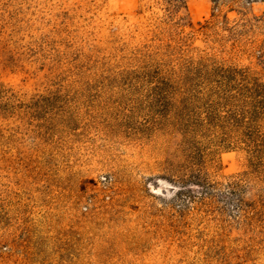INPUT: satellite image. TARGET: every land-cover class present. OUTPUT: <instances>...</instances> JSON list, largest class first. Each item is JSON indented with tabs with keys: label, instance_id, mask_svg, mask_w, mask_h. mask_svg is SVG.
<instances>
[{
	"label": "rangeland",
	"instance_id": "obj_1",
	"mask_svg": "<svg viewBox=\"0 0 264 264\" xmlns=\"http://www.w3.org/2000/svg\"><path fill=\"white\" fill-rule=\"evenodd\" d=\"M253 82L264 0H0V264H264Z\"/></svg>",
	"mask_w": 264,
	"mask_h": 264
},
{
	"label": "trees",
	"instance_id": "obj_2",
	"mask_svg": "<svg viewBox=\"0 0 264 264\" xmlns=\"http://www.w3.org/2000/svg\"><path fill=\"white\" fill-rule=\"evenodd\" d=\"M240 70H236V69H233V72H230L227 71L226 73H228L229 75H233V76H238L237 74L239 73ZM254 83V82H253ZM255 84V83H254ZM251 89H247V92L245 93H241V92H238V97H241L240 99H236L235 97L234 100H236L235 102L237 104H234L235 107L237 106L238 110H230L229 113H231L235 118L237 119H240L241 116L243 115H247L246 119H249V121H254V114L257 112V111H260V108L261 106H264V93H258L261 91V89H259V87L256 86L255 84V87H250ZM246 121V120H244ZM247 123H250V122H246L244 125H247ZM247 133H245V135H247V139H249L251 141V144H252V149L256 151L258 153L259 151V148L262 146L261 143H259L254 137H253V130H252V127H247ZM264 147V146H262ZM256 160H254L252 162V167L255 168L256 171H258L259 169L261 168H264V165L262 163V159H258V157H255ZM264 171V170H263ZM205 182V181H204ZM242 180L240 181H236L234 183H230L229 184V187L233 189V187H238L240 184H241ZM203 186H206L207 188H209V186H211V183L210 182H205V184ZM236 191V190H235ZM238 205V209L241 210V205L242 203L239 202Z\"/></svg>",
	"mask_w": 264,
	"mask_h": 264
}]
</instances>
